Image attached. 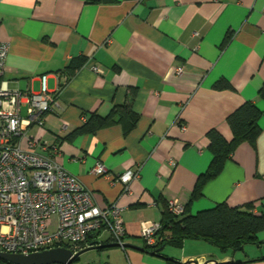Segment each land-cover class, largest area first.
<instances>
[{"label": "crops", "instance_id": "obj_1", "mask_svg": "<svg viewBox=\"0 0 264 264\" xmlns=\"http://www.w3.org/2000/svg\"><path fill=\"white\" fill-rule=\"evenodd\" d=\"M0 41L10 44L3 80L39 91L47 74L50 91L60 98L42 125L29 128L38 141L33 150L76 175L99 207L115 201L125 207L128 246L87 250L86 263L264 264V231L260 243L240 250L186 239L164 245L162 256L146 249L141 237L144 225L162 222L174 198L189 214L220 202H252L255 213L264 212V0H1ZM221 78L233 88L216 89ZM247 101L263 112L256 143L240 144L192 200L212 159L208 132L218 129L231 140L227 117ZM128 102L138 115L129 132L132 118L125 116L94 133L73 135L93 113L107 116ZM23 109L26 116L27 104ZM21 144L28 147L26 139ZM97 162L111 177L94 173ZM138 168L140 177L128 192L112 179ZM57 221L54 216L53 229ZM91 238L113 243L107 230Z\"/></svg>", "mask_w": 264, "mask_h": 264}, {"label": "built area", "instance_id": "obj_2", "mask_svg": "<svg viewBox=\"0 0 264 264\" xmlns=\"http://www.w3.org/2000/svg\"><path fill=\"white\" fill-rule=\"evenodd\" d=\"M9 48L8 42L0 41V252L30 254L66 247L75 254L90 246V237L102 230L110 233L113 243L122 245L127 234L125 207L117 201L99 207L92 191L76 175L52 156L33 150L38 141L28 133L29 128L42 125L45 114L60 107V98L50 91L47 74L40 77L39 91H22L3 80ZM91 69L102 73L95 64ZM183 71V66L176 67L178 74ZM23 139L27 148L21 144ZM93 171L111 177L102 162H97ZM139 177L140 168L112 179L120 181L128 192L130 183ZM168 209L181 215L185 205L174 198L168 200ZM54 216L58 221L53 229ZM161 228V222L143 226L141 237L147 246L157 243Z\"/></svg>", "mask_w": 264, "mask_h": 264}, {"label": "trees", "instance_id": "obj_3", "mask_svg": "<svg viewBox=\"0 0 264 264\" xmlns=\"http://www.w3.org/2000/svg\"><path fill=\"white\" fill-rule=\"evenodd\" d=\"M227 42L228 38L224 40V44ZM70 68L75 69L77 65L72 64ZM214 87L216 89L233 88L225 78L219 79ZM260 96L264 98V87L260 91ZM262 114L258 105L247 101L227 117V123L233 132L231 140H227L218 129L214 128L208 132L212 159L208 169L199 176L195 184L192 200L202 194L204 185L220 173L226 161L232 157L240 144L248 142L254 145L256 143L262 131L259 124ZM125 116L132 118V124L125 129L127 133L138 119V115L132 110V103L129 102L116 106L107 116L93 113L81 127L73 132V135L94 133L105 126L121 121ZM254 207L252 202L237 206L220 202L196 214L187 213L185 207L181 215H175L169 211L167 201L161 222L162 228L157 234V243L152 247L145 244V248L160 253L159 249L164 245L169 243L180 245L186 239H202L222 251L240 250L245 244L260 243L258 234L264 231V212L257 214L254 212ZM89 242L92 243L91 237ZM0 264L12 263L0 259Z\"/></svg>", "mask_w": 264, "mask_h": 264}, {"label": "water", "instance_id": "obj_4", "mask_svg": "<svg viewBox=\"0 0 264 264\" xmlns=\"http://www.w3.org/2000/svg\"><path fill=\"white\" fill-rule=\"evenodd\" d=\"M109 246L127 247L128 245L125 243H123L122 245L117 243H112L107 245H99L96 243H91L90 246L80 250L75 254H73V252L66 247H57V248H52L30 254L0 252V259L5 260L12 264H73L74 262L78 261L80 256L87 250L100 249L102 247H109ZM160 250H162V248H160L159 251ZM152 253L154 255L162 256L158 251ZM210 261L211 260H208L204 264H208ZM191 262H193L194 264H199V260L197 259L191 260ZM189 263L190 261L185 264H189Z\"/></svg>", "mask_w": 264, "mask_h": 264}, {"label": "rangeland", "instance_id": "obj_5", "mask_svg": "<svg viewBox=\"0 0 264 264\" xmlns=\"http://www.w3.org/2000/svg\"><path fill=\"white\" fill-rule=\"evenodd\" d=\"M23 110H24V109H23ZM24 112H25V110H24ZM86 262H88V261L86 260V258L83 257V256L81 255L80 258H79V260L76 261V262H74L73 264H88V263H86Z\"/></svg>", "mask_w": 264, "mask_h": 264}]
</instances>
